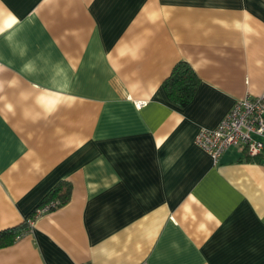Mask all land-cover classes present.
Segmentation results:
<instances>
[{"label": "crops", "instance_id": "crops-1", "mask_svg": "<svg viewBox=\"0 0 264 264\" xmlns=\"http://www.w3.org/2000/svg\"><path fill=\"white\" fill-rule=\"evenodd\" d=\"M259 96L264 0H0V264H264V154L194 144Z\"/></svg>", "mask_w": 264, "mask_h": 264}, {"label": "built area", "instance_id": "built-area-1", "mask_svg": "<svg viewBox=\"0 0 264 264\" xmlns=\"http://www.w3.org/2000/svg\"><path fill=\"white\" fill-rule=\"evenodd\" d=\"M194 144L206 152L214 163L230 148L243 149L249 156L264 154V96L244 97L237 101L227 115L214 128H201ZM61 203L58 200L45 202L36 209L28 227L39 216L52 212Z\"/></svg>", "mask_w": 264, "mask_h": 264}, {"label": "trees", "instance_id": "trees-1", "mask_svg": "<svg viewBox=\"0 0 264 264\" xmlns=\"http://www.w3.org/2000/svg\"><path fill=\"white\" fill-rule=\"evenodd\" d=\"M199 85V79L185 62H178L171 70L168 77L163 81V88L171 102L178 106H186L195 94ZM70 195V186H60L52 189L46 196L45 201L58 199L61 204L67 202ZM26 225L0 231V248L9 246L21 235Z\"/></svg>", "mask_w": 264, "mask_h": 264}]
</instances>
